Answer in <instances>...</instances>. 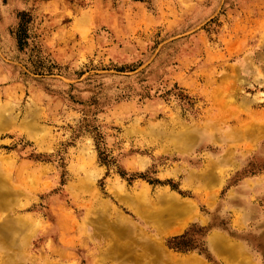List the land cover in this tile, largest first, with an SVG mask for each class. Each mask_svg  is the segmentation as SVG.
<instances>
[{"label":"rangeland","instance_id":"1","mask_svg":"<svg viewBox=\"0 0 264 264\" xmlns=\"http://www.w3.org/2000/svg\"><path fill=\"white\" fill-rule=\"evenodd\" d=\"M0 264H264V0H0Z\"/></svg>","mask_w":264,"mask_h":264},{"label":"trees","instance_id":"2","mask_svg":"<svg viewBox=\"0 0 264 264\" xmlns=\"http://www.w3.org/2000/svg\"><path fill=\"white\" fill-rule=\"evenodd\" d=\"M31 23V16L28 13L22 12L20 13V23L15 32V37L17 39V45L21 51L25 48L29 47L31 44V37L29 34V24ZM32 52V70L33 74L36 75H44L45 73L50 74L53 72L54 68H58L53 65L48 58L42 55V52L37 48L36 45L33 44L31 47ZM187 237V235H183L179 238L174 239V241H182Z\"/></svg>","mask_w":264,"mask_h":264},{"label":"bare ground","instance_id":"3","mask_svg":"<svg viewBox=\"0 0 264 264\" xmlns=\"http://www.w3.org/2000/svg\"><path fill=\"white\" fill-rule=\"evenodd\" d=\"M177 210V209H176ZM172 212V211H171ZM136 239V238H135ZM133 242H135V241H133ZM135 243H137V242H135ZM124 245V244H123ZM126 249H128V248H126ZM162 254V253H161Z\"/></svg>","mask_w":264,"mask_h":264}]
</instances>
